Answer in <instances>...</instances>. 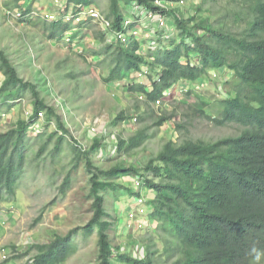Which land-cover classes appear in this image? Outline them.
Returning <instances> with one entry per match:
<instances>
[{"label": "trees", "instance_id": "obj_1", "mask_svg": "<svg viewBox=\"0 0 264 264\" xmlns=\"http://www.w3.org/2000/svg\"><path fill=\"white\" fill-rule=\"evenodd\" d=\"M35 1L13 0L14 7L9 11L17 9L25 15L31 12ZM64 1L94 7L96 4V0ZM205 1L192 2L185 16L179 9H169L170 25L164 33H153L155 47L148 48L147 53L141 52L143 43L139 40L133 39L127 46L107 43L105 53L112 65L104 82L128 81L127 92L144 94L148 111L153 114L151 103L164 97L163 93L174 85L195 86L212 78L210 71L223 69L229 75L226 82L230 88L207 111L214 117L210 116V120L218 126L238 125L239 134L215 142L184 140L178 143L170 139L142 167L137 163L128 166L120 163L109 169L96 167L88 153L102 150L99 137L93 139L90 150L73 146L76 160L84 159L92 215L84 225L65 235L55 234L47 242L33 245L36 253L28 264H64L77 250L73 238L79 232L85 238L96 234L98 264H264V0H225L228 8L219 18L217 12L203 8ZM107 2V18L116 30L121 29L125 15L122 4L128 8L134 2L153 9L152 0ZM228 16L232 24L242 26L239 33L228 29ZM42 28L49 40L62 38L73 29L70 22L61 18L42 22ZM74 36L75 33L71 38ZM99 38L105 39L102 31ZM142 66L150 69V91L146 85L130 81ZM0 73L3 76L0 96L5 103L16 101L25 93L32 97L31 118L17 120L13 127L0 133L1 207L15 196V186L25 165V143L37 113L43 112L45 116L37 137L43 136L49 123L54 122L56 126L55 132L39 148L37 157L60 131L58 148L68 131L55 108L40 96L33 83L20 78L16 67L1 50ZM188 90L179 93L190 95L192 91ZM155 116L158 127L171 119L161 113ZM125 119L122 111L111 124ZM145 138L138 134L127 141L118 139L117 152L130 153ZM147 173H151L150 177ZM127 177L141 180V188L153 195L147 202V219L157 225L160 250L146 245L133 256L110 243L111 222L104 208V194H117L119 188L132 193L134 188L116 183ZM68 184L69 174L60 186L62 194L66 193ZM135 196L140 195L136 192Z\"/></svg>", "mask_w": 264, "mask_h": 264}, {"label": "rangeland", "instance_id": "obj_2", "mask_svg": "<svg viewBox=\"0 0 264 264\" xmlns=\"http://www.w3.org/2000/svg\"><path fill=\"white\" fill-rule=\"evenodd\" d=\"M203 1L183 0L181 14L185 16L188 13L192 2ZM50 3L51 0H36L32 7L41 13L50 9ZM95 3L98 11L107 17V0H96ZM12 7L13 0H0V50L11 60L20 78L33 83L40 96L55 108L68 133L56 148L57 136L61 135L58 131L39 157L36 156L39 148L55 132L56 126L54 122L49 123L40 137L29 134L24 148L25 165L15 186V196L10 203L0 207V264H28L30 257L36 253L33 245L45 243L55 234L63 236L90 219L92 210L91 199L88 197V175L84 159L76 160L73 146L90 150L93 139L99 137L102 150L88 153L96 167L109 169L120 163L125 166L137 163L142 167L170 139L178 143L184 140L215 142L239 134L238 125L218 126L210 120L209 117L213 115L207 111L210 104L221 101L230 88L226 82L229 75L223 69L210 71L208 74L212 78L202 81L203 87L201 84L190 85V95L180 94L176 88L162 100L158 109L152 107L154 113L151 114L145 100H139L136 94L127 92L128 81H120L115 84L116 88H112V83L104 82L112 64L105 53L109 42L106 37L103 40L99 38L98 25H71L76 28L72 40L74 46H67L62 38H46L42 22H50L40 17L34 15L24 20L8 19L6 12ZM203 8L211 9L212 13L217 12L216 17L219 18L227 10L228 4L225 0H206ZM121 9L127 13L124 4ZM228 20V29L239 33L242 26L232 24L229 16ZM146 30L142 27L144 33L139 36V40L146 45L150 42L148 47L153 49V32L146 37ZM161 32L164 33V30ZM141 51L147 53L149 49L142 46ZM135 78L133 76L130 81ZM141 80L136 83L146 85L149 91L150 81ZM195 95L198 99L194 98ZM31 100L28 93L7 103L0 96V133L13 127L17 120L23 119L25 109H32ZM122 111L126 119L116 125L111 124ZM160 113L171 119L158 127L155 115ZM44 119L43 113L42 125ZM138 134L146 136L138 148L130 153L117 152L115 142L118 139L127 141ZM67 174L69 184L66 193L62 194L60 186ZM149 175L151 173H147ZM116 183L131 188L133 178L116 180ZM141 187L132 190L133 194L122 188H119L117 194H104V208L111 222L108 232L110 243L113 247L120 246L122 251L126 250L133 256L146 245L158 250L162 247L159 230H155L156 223L147 219V202L153 195ZM136 192L146 201L141 207L134 205ZM138 208L144 210L143 214L138 213L136 216L144 222L141 228H137L135 222L128 218V213ZM96 238V234L85 238L81 232L77 233L73 238L77 250L64 264H98ZM3 252L5 259L2 258Z\"/></svg>", "mask_w": 264, "mask_h": 264}, {"label": "built area", "instance_id": "obj_3", "mask_svg": "<svg viewBox=\"0 0 264 264\" xmlns=\"http://www.w3.org/2000/svg\"><path fill=\"white\" fill-rule=\"evenodd\" d=\"M151 4L153 9L138 5L134 2L131 3V5L127 8V13H125L124 15L120 30L114 29L112 27V20L101 14L96 7L66 4L64 0H53L51 8L49 10L42 11L41 13L37 12L35 9H32L31 12L24 15L21 10L16 9L13 11L8 10L6 14L9 17L8 19L11 20H24L37 16L47 22H53L61 18L66 23L70 22L72 26H83L88 23H95L100 27V31L104 33L108 41L120 43L124 46H127L131 40L139 39V36L144 33L142 31V27L147 28V30L145 31L146 37L150 36L152 32L155 33L157 31H165L168 25H170L168 24L167 11H169V9L180 10L184 7L183 0H152ZM75 30L76 28L73 27L71 31L67 32L63 36V40L67 46H74L73 41L71 40V35ZM150 45L151 43L148 42V46ZM149 73L150 69L147 66H142L141 70L135 73L133 76L136 77L135 80L136 82H138V80L140 79H148ZM2 80L3 76L0 79V84ZM155 81H159L157 77ZM199 84H201L202 87L204 86L202 82ZM176 88L179 89L180 93H183L187 91L188 87L186 85H174L163 93L164 97L158 98L154 102H152V107L158 109L162 100L170 96ZM137 98L139 100H145V95L140 94L137 96ZM31 116L32 109H25L23 119L28 121ZM42 120L43 112L37 113V117L34 119V123L30 126L29 129L30 135L32 134L33 136H36L42 131ZM132 187L135 190H138L139 187H141V180L133 179ZM145 202L146 201L142 196H137L134 199V205L136 207H141ZM143 211L144 210L138 208L136 211L132 210L128 213L129 220L134 221L137 228H141L142 226H144V222L141 221V219L136 218L137 215L143 214ZM2 258H6L5 252H3L2 254Z\"/></svg>", "mask_w": 264, "mask_h": 264}, {"label": "crops", "instance_id": "obj_4", "mask_svg": "<svg viewBox=\"0 0 264 264\" xmlns=\"http://www.w3.org/2000/svg\"><path fill=\"white\" fill-rule=\"evenodd\" d=\"M52 1H53V0H51V3H50L49 8H51ZM124 14H125V13H124ZM83 26H84V25H83ZM81 27H82V26H81ZM74 32H76V31H74ZM74 32H73V33H74ZM73 33H72V34H73ZM71 37H72V35H71ZM71 40H73V39L71 38ZM137 40H139V39H137ZM62 41H63V37H62ZM106 41H108V40L106 39ZM139 41H140V40H139ZM108 42L110 43V42H112V41H108ZM142 46H145V47L149 48L148 45H146V44H144V43L142 44ZM141 49H142V47H141ZM142 52H144V51H142ZM1 77H2V75L0 74V79H1ZM140 80H141V79H140ZM140 80H138V81H140ZM143 80H146V79H143ZM122 81L125 82L126 80H122ZM141 81H142V80H141ZM141 81H140V82H141ZM118 83H119V82H114V83H112V88H116L117 85H115V84H118ZM148 84H149V86H150V82H148ZM179 86H182V85H179ZM150 89H151V87H150ZM150 89H149V90H150Z\"/></svg>", "mask_w": 264, "mask_h": 264}]
</instances>
